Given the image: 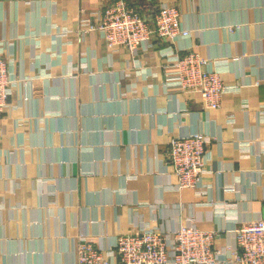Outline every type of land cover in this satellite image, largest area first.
<instances>
[{"label": "crops", "instance_id": "obj_1", "mask_svg": "<svg viewBox=\"0 0 264 264\" xmlns=\"http://www.w3.org/2000/svg\"><path fill=\"white\" fill-rule=\"evenodd\" d=\"M110 1L0 0V264H76L78 237L114 250L142 223L182 222L214 230L217 264H237L234 229L264 202V0H131L148 18L172 2L189 29L132 53L79 24ZM186 51L233 86L218 109L165 81ZM194 133L206 171L198 191L176 189L168 139Z\"/></svg>", "mask_w": 264, "mask_h": 264}, {"label": "built area", "instance_id": "obj_2", "mask_svg": "<svg viewBox=\"0 0 264 264\" xmlns=\"http://www.w3.org/2000/svg\"><path fill=\"white\" fill-rule=\"evenodd\" d=\"M93 14L80 19L81 28L99 31L112 50L124 47L132 53L142 45L151 47L154 39L174 41L189 34L181 25L178 6L172 2L159 4L151 18L142 14L140 5L128 0H112ZM172 59L174 70L165 73L169 86L178 92L197 93L204 108L218 109L222 95L233 86L224 83L218 70L210 68V59L195 51ZM11 86L8 62L0 56V114L9 104ZM208 141L201 133L168 139L166 152L176 189H200ZM215 234L194 222H182L173 229L142 223L132 232L119 234L114 250H102L81 236L75 246L76 264H114V252L118 264H217ZM234 234L236 245L230 260L264 264V202L260 217L239 225Z\"/></svg>", "mask_w": 264, "mask_h": 264}, {"label": "trees", "instance_id": "obj_3", "mask_svg": "<svg viewBox=\"0 0 264 264\" xmlns=\"http://www.w3.org/2000/svg\"><path fill=\"white\" fill-rule=\"evenodd\" d=\"M128 1H130L131 3H133L131 0H128ZM148 18V17H147Z\"/></svg>", "mask_w": 264, "mask_h": 264}]
</instances>
